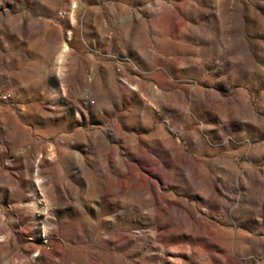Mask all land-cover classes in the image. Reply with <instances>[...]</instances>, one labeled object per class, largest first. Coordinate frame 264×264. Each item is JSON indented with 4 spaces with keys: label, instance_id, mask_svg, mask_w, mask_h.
Returning a JSON list of instances; mask_svg holds the SVG:
<instances>
[{
    "label": "rangeland",
    "instance_id": "obj_1",
    "mask_svg": "<svg viewBox=\"0 0 264 264\" xmlns=\"http://www.w3.org/2000/svg\"><path fill=\"white\" fill-rule=\"evenodd\" d=\"M0 264H264V0H0Z\"/></svg>",
    "mask_w": 264,
    "mask_h": 264
}]
</instances>
